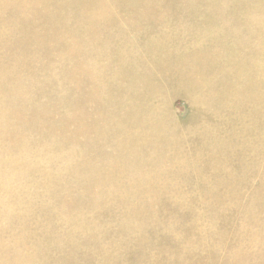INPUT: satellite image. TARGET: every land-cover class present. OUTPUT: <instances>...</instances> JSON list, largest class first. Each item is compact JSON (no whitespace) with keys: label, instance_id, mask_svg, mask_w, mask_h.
Returning a JSON list of instances; mask_svg holds the SVG:
<instances>
[{"label":"bare ground","instance_id":"1","mask_svg":"<svg viewBox=\"0 0 264 264\" xmlns=\"http://www.w3.org/2000/svg\"><path fill=\"white\" fill-rule=\"evenodd\" d=\"M111 1L105 5L99 0L98 5L92 2L91 6L85 0H0V18L11 17L4 28L0 26L3 28H0V51L2 48L5 52L4 56L0 55V76L7 79L6 84L14 82V85L18 76L32 75L35 70L32 59L42 56L40 53L49 45L63 46L54 57L59 61L68 57L74 60L70 69L64 67V71L69 69L77 98L76 112L71 117L73 128L66 133L62 126L56 127L43 119L34 125L36 130L45 127L48 133L71 143L87 144L90 140V149L98 154L90 161L103 171L102 184H113L112 190L118 194L126 192V199L147 194L167 210L163 202L190 209L187 204L198 200L205 206L218 204L217 211L224 208L220 206L224 202L236 204L238 185L242 181L237 180L257 170L253 159L259 158L264 169V0H209L203 14L195 16V24L189 21L185 26L176 25L171 39L169 30L156 37L150 32L152 26H140L159 21L149 14L158 13L164 7L170 9L169 17L174 15L185 21L197 0ZM80 2L81 6L76 4ZM201 8L202 5V11ZM203 16L204 25L201 24ZM121 21L135 27L129 31L122 27ZM129 32L134 39H128ZM212 42L217 45V51L210 49L208 43ZM170 46L177 48L171 51ZM150 47L162 55L161 61L156 57V70L161 79L158 83L154 81L156 74L148 69L140 71L132 64H140L141 53L135 49L148 51ZM226 60L231 62V68L223 71L220 64ZM198 73L199 78L212 82L210 96L203 100L216 101L219 106L215 111L217 121L206 127L201 139L203 144L192 142L193 151L189 152L175 139L164 142L166 136L158 130V122L152 116H145V109L151 108L148 99L171 86L169 82L181 80L184 85L197 84ZM115 81L123 83L119 87V92L125 95L120 103L123 110L114 105L105 106ZM139 83H143V88L140 87L143 90L139 89ZM180 86L174 87V92ZM145 101L147 107L143 106ZM96 112L97 118L92 117ZM15 117L22 124L30 125L23 116ZM222 133L224 136L220 137ZM13 135L5 132L1 138L3 141L12 138L14 142ZM24 138L20 133L16 135L18 141ZM97 142L108 145V153L95 149ZM148 148L154 152L150 153ZM167 149L171 153L169 157L162 154ZM29 155H35V151L28 150L25 158ZM248 157L251 160L246 165ZM42 165V160H32L25 172L39 171ZM244 170L248 171L242 173ZM48 177L53 184L54 179ZM4 182L0 176V191ZM63 192L59 188V193L53 191L52 196L57 200ZM101 199H104L101 195L89 197L90 202ZM247 208L249 222L257 223L243 229L250 237L249 245L263 254L264 205L256 203ZM133 211L131 218L138 217L137 210ZM255 213L260 217L255 218ZM233 250L236 255L246 253V259L251 255L249 247Z\"/></svg>","mask_w":264,"mask_h":264},{"label":"rangeland","instance_id":"2","mask_svg":"<svg viewBox=\"0 0 264 264\" xmlns=\"http://www.w3.org/2000/svg\"><path fill=\"white\" fill-rule=\"evenodd\" d=\"M95 1L85 0L91 6ZM202 1L194 3L195 7L190 8V17L185 21L174 15L169 17L170 9L164 7L158 13L151 11L149 14V17L155 16L159 21L140 27L152 26L150 32L156 37L169 30L168 37L171 39L172 29L176 25L185 26L189 21L195 24V16L200 17L207 6L206 2L209 3V0ZM98 2L95 3L98 5ZM100 2L108 5L112 1ZM76 4L81 6V2ZM2 19L0 26L4 28L11 17ZM68 21L71 22V19ZM121 22L122 27L129 31L130 27H135ZM201 24L204 25V16ZM127 37L134 39L131 32ZM208 44L210 49L218 50L215 43ZM62 48L57 44L49 45L40 53L42 56L32 59V66H35L32 75L18 76L14 85V82L6 84L7 79L0 76V138L5 132L15 135L14 142L12 138L0 139V176L5 180L0 191V264H262L264 253L258 254L256 248L249 245L250 237L243 229L257 223L249 222L247 207L256 203L264 205V169L259 158L253 159V167H257V170L252 175L236 177L239 178L238 182L242 180L238 185V205L224 202L220 204L224 208L217 211L218 204L205 206L198 200L187 204L190 209H180L163 202L167 210L152 196L142 194L139 198L126 199V192L124 195L122 192L118 194L112 190L115 188L113 184H102L105 181L103 171L96 169L90 161L98 156L96 150L90 149V140L87 144L83 141L71 143L48 133L45 127L41 131L35 129L34 125L43 119L56 127L62 126L66 133L73 128L71 117L76 112L74 101L77 98L68 71L74 60L73 57L57 60L54 55ZM174 48L170 46L169 50L177 47ZM135 50L141 53V59L140 64L132 63L134 67L153 72L157 75L154 81L158 83L161 79L156 70V57L161 61L162 55L153 47L148 51ZM0 55H5L2 48ZM229 63L226 60L220 64L223 71L231 68ZM64 67L70 68L64 71ZM199 75L198 83L190 86L184 85L181 80L169 82L171 86H166L164 91L148 99L151 108L145 109V116H152L158 122V130L166 136L164 142L175 139L181 148L189 152L193 151L192 142L203 144L201 139L206 127L217 121L215 111L219 106L216 101L203 100V97L210 96L212 88L209 84L212 82L208 78H199ZM194 80L190 79L191 82ZM111 86L105 106L114 105L123 110L120 103L125 95L119 92L123 83L115 81ZM178 86L181 88L174 92L173 88ZM138 87L143 90V83H139ZM147 105L145 101L143 106ZM17 114L28 119L30 125L22 124L15 117ZM97 116V112L92 114L94 118ZM18 133L26 138L16 140ZM95 149L106 154L109 146L97 142ZM28 150L35 151V155H29L26 159ZM148 151L154 152L152 148H148ZM169 151L164 150L162 154L169 157ZM32 160H42V168L36 172H25ZM250 160L248 157L246 165ZM11 171L13 175H9ZM48 176L54 179L53 184ZM59 188L64 192L56 200L52 193H59ZM91 194L95 197L101 195L104 199L90 202ZM109 194L110 198L107 197ZM133 210H137L138 217L132 219ZM256 217L260 215L255 213ZM243 247L251 250L247 259L246 253L236 255L233 250L237 248L242 251Z\"/></svg>","mask_w":264,"mask_h":264}]
</instances>
